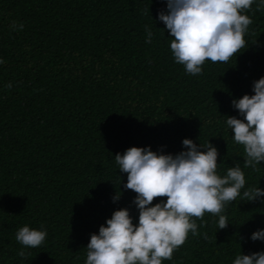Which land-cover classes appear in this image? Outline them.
I'll list each match as a JSON object with an SVG mask.
<instances>
[{
	"label": "trees",
	"instance_id": "trees-1",
	"mask_svg": "<svg viewBox=\"0 0 264 264\" xmlns=\"http://www.w3.org/2000/svg\"><path fill=\"white\" fill-rule=\"evenodd\" d=\"M260 4L244 13L252 20L245 48L191 75L158 19L166 0H0V264H85L91 235L115 211L128 209L138 224L137 194L123 187L127 173L114 156L130 147L176 155L184 139L218 149L220 176L239 162L245 186L221 213L225 229L211 213L193 217L199 235L189 232L162 264H233L264 252V241L251 239L264 230V197H243L264 189V161L243 167V146L226 125L227 116L243 119L232 100L254 95L264 77ZM25 225H43L41 246L16 241Z\"/></svg>",
	"mask_w": 264,
	"mask_h": 264
},
{
	"label": "clouds",
	"instance_id": "clouds-1",
	"mask_svg": "<svg viewBox=\"0 0 264 264\" xmlns=\"http://www.w3.org/2000/svg\"><path fill=\"white\" fill-rule=\"evenodd\" d=\"M253 3L254 0H166L167 13L160 11L158 19L172 37L170 50L175 62L183 65L188 74L198 75L206 60L226 63L240 53L252 23L244 13ZM261 6L264 0L257 10ZM11 27L16 28L15 21ZM145 27L146 42L150 43L153 33ZM253 91L254 95L232 100V107L243 119L227 116L226 125L234 142L243 146V167L256 171L264 161V77L253 82ZM182 143L187 150L176 155L158 154L150 147H130L114 156L119 170L127 173L123 187L137 194L133 203L139 210L138 224L133 223L128 209L115 211L106 220L107 226L101 225L99 233L91 235L85 264H162L172 259L189 232L199 235L193 217L202 220L206 212L211 213L219 217V229L228 226L221 213L245 186L241 165L236 163L220 176L216 147L209 141L199 146L191 139ZM120 196L117 191L114 202ZM158 197L166 201L153 205ZM243 197L254 202L264 197V189L250 188ZM46 237L43 225L40 230L25 225L15 235L19 244L31 248L41 246ZM251 239L264 241V230L252 233ZM18 255L26 257L23 250ZM233 264H264V252L237 255Z\"/></svg>",
	"mask_w": 264,
	"mask_h": 264
}]
</instances>
